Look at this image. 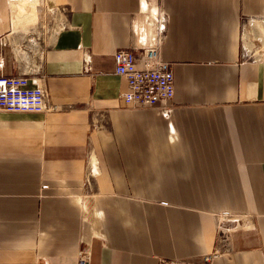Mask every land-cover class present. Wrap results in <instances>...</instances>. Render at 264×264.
Instances as JSON below:
<instances>
[{"label": "crops", "instance_id": "obj_1", "mask_svg": "<svg viewBox=\"0 0 264 264\" xmlns=\"http://www.w3.org/2000/svg\"><path fill=\"white\" fill-rule=\"evenodd\" d=\"M22 1L0 0L2 73L55 110L0 112V264H264V0ZM156 38L167 117L113 73Z\"/></svg>", "mask_w": 264, "mask_h": 264}, {"label": "built area", "instance_id": "obj_2", "mask_svg": "<svg viewBox=\"0 0 264 264\" xmlns=\"http://www.w3.org/2000/svg\"><path fill=\"white\" fill-rule=\"evenodd\" d=\"M161 30V26L158 27ZM158 30V31H159ZM161 34V33H160ZM160 39L143 48L136 55L131 48H119L113 55L115 76L125 82V91L119 95L124 106L150 109L158 107L167 117L173 97V78L170 65L160 58ZM140 65V68H136ZM25 76H5L0 56V112L9 114H43L55 110L46 99L41 87L29 88ZM218 256L216 250L203 255L197 262L156 259V264H212ZM76 264H89L88 252L80 250Z\"/></svg>", "mask_w": 264, "mask_h": 264}, {"label": "rangeland", "instance_id": "obj_3", "mask_svg": "<svg viewBox=\"0 0 264 264\" xmlns=\"http://www.w3.org/2000/svg\"><path fill=\"white\" fill-rule=\"evenodd\" d=\"M17 4H18V7L20 9L24 8V10H28L31 5L33 6V8L35 7V5L37 4V0H32L31 2H28V1L27 2H23V4H21V2H17ZM13 13H14V17H13L14 18V22L16 23L17 22V20H16L17 11H16V9L14 7H13ZM15 27H16V24H15ZM43 47L44 46L42 44H38L37 48H36V51L28 54L30 59H32V61H34V62L37 61L38 62L39 54L41 52V49H43Z\"/></svg>", "mask_w": 264, "mask_h": 264}, {"label": "bare ground", "instance_id": "obj_4", "mask_svg": "<svg viewBox=\"0 0 264 264\" xmlns=\"http://www.w3.org/2000/svg\"><path fill=\"white\" fill-rule=\"evenodd\" d=\"M25 1H26V2H27V1H28V2H31L32 0H23L22 2H25Z\"/></svg>", "mask_w": 264, "mask_h": 264}]
</instances>
